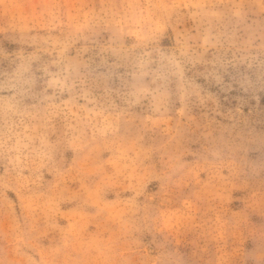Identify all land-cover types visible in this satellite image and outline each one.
Masks as SVG:
<instances>
[{
	"label": "rangeland",
	"instance_id": "1",
	"mask_svg": "<svg viewBox=\"0 0 264 264\" xmlns=\"http://www.w3.org/2000/svg\"><path fill=\"white\" fill-rule=\"evenodd\" d=\"M0 264H264V0H0Z\"/></svg>",
	"mask_w": 264,
	"mask_h": 264
}]
</instances>
